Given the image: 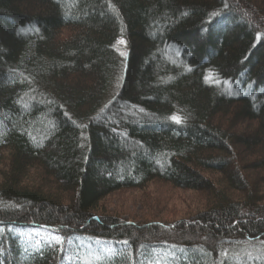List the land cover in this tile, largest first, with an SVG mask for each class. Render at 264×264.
<instances>
[{"label":"trees","instance_id":"obj_1","mask_svg":"<svg viewBox=\"0 0 264 264\" xmlns=\"http://www.w3.org/2000/svg\"><path fill=\"white\" fill-rule=\"evenodd\" d=\"M5 160L0 264H82L78 241L111 251L86 264H264V0H0ZM154 183L208 204L171 224L98 209Z\"/></svg>","mask_w":264,"mask_h":264},{"label":"rangeland","instance_id":"obj_2","mask_svg":"<svg viewBox=\"0 0 264 264\" xmlns=\"http://www.w3.org/2000/svg\"><path fill=\"white\" fill-rule=\"evenodd\" d=\"M118 48L121 52L124 51L122 45H118ZM116 86L115 83L111 94H113ZM108 96L111 95L108 94ZM8 167L7 160L0 164V181L2 180V175L7 173ZM30 174L35 175L36 173L32 171ZM262 194L264 200V191ZM207 201V194L181 191L167 184L154 183L147 185L143 190L114 194L103 201L98 209L105 215H111L120 221L128 223L143 224L154 222L158 224H171L202 212L208 204ZM17 234L24 238L26 243H30L29 245L32 247H37L42 242L55 241V236L49 231L35 232L29 230L20 231ZM73 245L79 247L80 250L76 251L75 256L72 257L77 262L79 260L77 257L80 256L81 260L79 262L82 264L87 263L84 255H91L98 250L105 253L111 252L106 244L98 241H95L93 244L78 241L77 246ZM74 264L76 263L74 262Z\"/></svg>","mask_w":264,"mask_h":264},{"label":"snow or ice","instance_id":"obj_3","mask_svg":"<svg viewBox=\"0 0 264 264\" xmlns=\"http://www.w3.org/2000/svg\"><path fill=\"white\" fill-rule=\"evenodd\" d=\"M108 10L113 12V13H116V9L111 3L108 4ZM119 43H124V41L121 40V41H119ZM121 55H126V54L121 53ZM17 103H19V101H17ZM25 107H27V106L25 105ZM170 119L173 120L177 124L181 123L180 119L176 116H172V117H170ZM73 122L75 123V121H73ZM39 146H42V145H39ZM54 239H55L56 244L61 245V250H63L62 249L63 241L61 240V238L59 236H56V237H54ZM121 243L124 245H128L129 242L127 240H125V241H121Z\"/></svg>","mask_w":264,"mask_h":264}]
</instances>
